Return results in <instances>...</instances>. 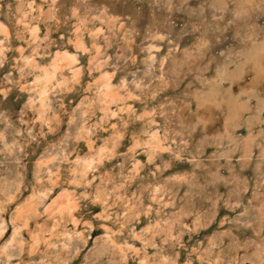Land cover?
<instances>
[{
	"label": "clouds",
	"instance_id": "clouds-1",
	"mask_svg": "<svg viewBox=\"0 0 264 264\" xmlns=\"http://www.w3.org/2000/svg\"><path fill=\"white\" fill-rule=\"evenodd\" d=\"M96 2L74 0L67 41L39 38L29 21L16 48L0 23V157L13 165L0 161L12 177L0 183V264H52L16 219L48 181L73 192L86 234L103 230L108 259L90 264H264V28L244 23L264 16V0H215L211 23L176 20L143 37ZM96 22L120 35L115 54L107 37L97 47ZM35 153L49 161L39 177Z\"/></svg>",
	"mask_w": 264,
	"mask_h": 264
},
{
	"label": "rangeland",
	"instance_id": "rangeland-1",
	"mask_svg": "<svg viewBox=\"0 0 264 264\" xmlns=\"http://www.w3.org/2000/svg\"><path fill=\"white\" fill-rule=\"evenodd\" d=\"M29 4L32 5L33 11L30 10ZM169 5L172 7L171 13L168 11ZM213 6L219 7L220 5L215 4V0H188L186 4H183L182 0H110L109 4H104L102 0H99L94 4V8L107 9L105 15L109 18L111 24L116 25L117 28L123 25L124 28H128L130 31L134 29L140 37L144 36L147 29L161 25L169 26L176 20L189 23L192 20L202 18L211 23ZM4 7L6 11L10 9L11 15L7 19L0 17V23H4L8 29L9 43L13 47H24L22 42L15 39V30L26 26L29 21L32 22L31 26L36 27L39 38H42L45 31L51 32V39L53 40L62 39L67 41L72 38L71 34L76 20L74 18L69 19V17L72 16L74 0H56L54 5L51 0H8ZM228 7L231 10L238 6L229 4ZM201 8L204 10L202 17L200 15ZM190 10H195V14H191ZM92 15H96V12L93 11ZM33 18L39 19L35 20ZM17 21L23 23L18 24ZM244 23L264 28V16L256 13ZM96 30L103 33L102 36L98 37L101 44L97 47H102L103 40L107 37L109 43L112 44V47L108 50L109 54H115L121 40L120 35L110 34L100 27L99 22H96ZM89 38L88 34H85V41ZM133 40L135 43H139L137 37L134 36ZM67 50L75 52V48L72 46H69ZM51 51L55 53L58 49L53 47ZM81 145L84 147V151L89 150L83 141H81ZM96 147L99 148V143L96 144ZM51 154H55V149L51 150ZM34 155L36 158L30 160L29 166L31 174L39 177L42 173L50 170L49 161L47 157H41L38 153ZM70 159L75 160L76 156L73 155ZM0 161H3L8 169L13 167L11 157H0ZM103 163L109 164L108 161ZM116 163L118 164L119 161H116ZM61 167L63 166L61 165ZM108 170V168L105 169L106 172ZM11 179L10 174L2 175L0 176V183L8 182ZM43 183L44 181L41 180L40 184ZM48 183L52 186L47 188L35 187L27 193L26 199L16 206V219L21 222L17 231L25 240L30 241V249L33 251L34 256L51 261L52 264H68L69 260L75 261L77 259L80 260L81 264H90L91 261L108 259L109 250L100 240L103 230L92 229L95 235L86 234L83 226L79 223L80 217L74 211L78 207L77 201L74 198V202L71 204L63 196L68 197L70 195L74 197L73 192L68 188L61 189L58 186V181H48ZM56 196H62V200L65 198L62 202L63 208L60 204V207H54L50 210L51 212H47L48 205L57 198ZM7 223L9 224L8 232L10 233V219ZM104 239H109V237L104 236ZM22 258L27 259L29 257L25 253Z\"/></svg>",
	"mask_w": 264,
	"mask_h": 264
},
{
	"label": "bare ground",
	"instance_id": "bare-ground-1",
	"mask_svg": "<svg viewBox=\"0 0 264 264\" xmlns=\"http://www.w3.org/2000/svg\"><path fill=\"white\" fill-rule=\"evenodd\" d=\"M30 10H32V7H30ZM30 10H29V11H30ZM32 11H33V10H32ZM25 13H26V12H25ZM36 22H37V21H36ZM31 27H35V26H31ZM35 28H36V27H35ZM67 51H68V50H67ZM56 52H57V51H56ZM56 52H55V53H56ZM69 53H70V54H74L75 52H70V51H69ZM63 62H64V63H67V60L65 59ZM65 192H66V191H65ZM67 192H68V191H67ZM71 192H72V191H71ZM40 193H41V192H40ZM71 194H72V193H71ZM60 195H61V194H60ZM67 195H68V193H67ZM72 195H73V194H72ZM63 196L66 198V201H68L69 203L71 202V204H72V202H74V197H73V196H70V195H69L70 197H69V196L67 197L66 195H63ZM56 197H57V196H56ZM61 197H62V196H61ZM61 197L59 196V197L55 198L52 202L50 201L51 203L49 202L50 204L48 205V210H47V208H46L47 212H49L50 210H52L54 207L57 208V207H60V206H59L60 204H61V205L63 204L62 202H63V200H65V198L63 197L64 199L62 200ZM74 204H76V203H74ZM65 206H66V205H65ZM67 206H68V205H67ZM69 206H70V204H69ZM69 206H68V207H69ZM61 208H63V205H62ZM61 208H60V209H61ZM58 210H59V209H58ZM54 211H55V210H54ZM69 211H70V210H69ZM50 212H51V211H50ZM64 232H65V231H64ZM67 237H68V236H67ZM35 240H36V239H35ZM101 247H102V246H101Z\"/></svg>",
	"mask_w": 264,
	"mask_h": 264
}]
</instances>
